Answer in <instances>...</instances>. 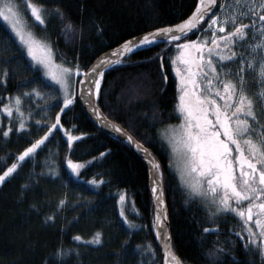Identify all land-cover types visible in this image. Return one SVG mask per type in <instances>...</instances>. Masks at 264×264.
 I'll use <instances>...</instances> for the list:
<instances>
[{"label": "trees", "instance_id": "16d2710c", "mask_svg": "<svg viewBox=\"0 0 264 264\" xmlns=\"http://www.w3.org/2000/svg\"><path fill=\"white\" fill-rule=\"evenodd\" d=\"M32 2L37 6L43 5L42 15L46 20V26L37 24L33 29L34 33L50 42L57 58L65 64L75 67L78 62L85 69L103 52L131 36L148 31L144 27L146 24L160 26L155 24L156 21L177 23L179 19L191 14L196 4V0ZM26 4L27 0H23L21 6L26 8ZM53 9L64 13L63 20ZM27 11L30 15V11ZM68 23H71L72 29L65 33L62 29ZM5 25V21L0 18V29ZM97 27L100 31H97ZM204 36L207 37L206 42L211 43L210 33L204 31H194L186 35L185 39L198 40ZM161 47L163 45L147 47L145 50L136 49L127 56L126 63L109 67L103 76L104 92L97 106L109 120L121 125L134 139L141 141V145L151 152L154 161L159 163L163 173L171 246L179 263L212 264L206 258V253L216 243L231 251V245L225 242L227 239L235 246L234 256L239 259L240 264H245L247 257L241 247L242 241L236 235L241 231L243 222L234 214L221 215L209 221L207 213L200 207H186L182 191L176 189L178 181L169 164V153L165 150L167 146L161 139L162 132L157 131L164 124L178 121L177 114L172 111L178 94L177 79L167 60V57L175 54V49L173 47L166 54L163 75L158 56L150 61L139 62L151 57L152 53L159 55ZM14 52L15 45L0 31V56ZM12 66H15V74L10 76L6 88H0V104L8 103V93H19L25 87L31 88L39 84L38 80L28 85L19 84L18 81L30 73L17 61H13L10 67ZM40 90L47 91L46 88ZM37 103L43 101L37 100ZM23 104L27 113L29 101L25 99ZM59 110V105H56L47 115L38 112L32 119H42L50 125ZM161 112L163 124L152 123L153 117L159 118ZM0 116L6 126L7 115ZM169 116L171 119H167ZM60 124L63 128L39 150L34 157L35 162L31 159L22 162L18 171L0 185V264H43L46 256L49 264H52L55 257L49 254L61 244L64 248H78L83 264H141L142 260L147 264L149 257H141L140 251L135 249L136 245L143 246L146 241H150L155 250L151 264H160L156 234L151 230L153 195L142 161L124 141L98 128L93 118L79 107L75 98L74 104L62 112ZM45 131L47 128L33 127L32 132L26 134L29 137L27 139L18 138L15 132L9 138L0 137V157L7 154L0 160V172L13 162L19 151ZM81 133L86 135L80 137ZM66 134L80 137L79 142H74L71 151ZM106 149L108 151L102 158L79 172L83 181L103 177L105 182L102 185H86L82 181L73 182L67 177V159L84 163ZM49 161L55 162L60 179L38 175ZM33 170L39 184L25 189L21 197L20 185L31 184L30 173ZM64 180H68L66 185L62 183ZM122 191L127 197L128 220L146 226L139 230L133 229L131 234L126 225L117 222L120 206L116 201ZM64 196L67 197L66 204L57 209L58 200ZM85 200L90 203L73 206L74 201ZM33 203L37 205L39 212L30 208ZM49 214L54 215L55 222L43 223V217ZM61 225L64 226L63 232L60 230ZM205 227L219 230L205 234L202 231ZM96 231L102 234L101 244L85 243ZM76 234L83 239L74 241L72 237ZM243 235L247 238L246 234ZM64 260L65 264H76L77 257L71 255ZM223 264L233 262L225 255Z\"/></svg>", "mask_w": 264, "mask_h": 264}, {"label": "snow or ice", "instance_id": "6c2138e0", "mask_svg": "<svg viewBox=\"0 0 264 264\" xmlns=\"http://www.w3.org/2000/svg\"><path fill=\"white\" fill-rule=\"evenodd\" d=\"M22 3L23 0H0V18L7 22L0 31H3L6 38L15 45L14 53L0 56V88H6L10 76L15 74V66L10 67L13 61L22 64L30 73L19 80V84H32L34 80H38L39 84L31 88L25 87L19 93L7 94L8 103L0 104V114L7 115L8 123L5 126L3 117L0 116V137L9 138L15 132L18 138L27 139L29 137L26 134L31 133L33 127L37 129L44 127L47 131L19 151L13 162L0 172V185L18 171L22 162L29 159L35 162L34 157L39 150H42L49 139L63 128L60 124L61 114L74 104V98L80 99L88 106L99 122L102 114L95 105L104 92L103 76L109 66L126 63L127 55L133 54L136 49L145 50L147 47L163 45L159 49V55L152 53L151 57L139 61L143 63L158 56L162 72L166 54L174 47L175 54L167 57V60L177 79L178 94L172 111L178 115V121L174 125L164 124L163 128L157 131L164 133L161 139L167 142L165 150L167 152L170 149L177 161L174 174L178 181L176 189L182 191L186 207L193 205L200 207L207 213L209 221L228 214L239 217L243 227L236 235L242 241L241 247L247 257L245 264H264V123L260 122L261 114H264V0H236L243 11L237 13L233 9L231 16H221L217 12L216 0H196L195 9L186 18L179 19L177 23L156 21L155 24L160 26L146 24L144 27L148 31L124 40L123 51H120V45H117L116 50L102 53L96 66L85 69L77 62L75 67L60 65L59 72L53 71L54 50L50 42L43 43L36 39L33 30L37 24L46 26V20L42 15L43 5L37 6L32 0H27L26 8H22ZM29 9L30 15L27 11ZM52 11L63 20V12L59 9ZM209 16L211 18L207 20V25L201 29V22ZM238 19L247 20V23H238ZM217 28L220 35L216 34ZM70 29L72 25L68 23L62 30L67 33ZM207 29L212 31L210 44L185 39L186 35L194 31ZM249 30L251 37L248 34ZM97 31H100L99 27ZM249 39L254 43L248 44L245 52L235 50L238 45ZM115 56H120L121 59L111 58ZM214 57L218 59L219 65L214 62ZM237 60L239 66L235 71L223 67L225 62L231 64ZM217 66L220 71H217ZM221 73L231 79H222ZM164 80L167 81L166 75ZM77 82L78 95L75 87ZM215 84H222V88L214 87ZM250 84L253 87L251 92ZM45 88L47 91L40 90ZM25 99L29 101L27 113L24 111ZM37 100L43 103H37ZM56 105H59L60 110L56 112V119L50 125L42 119L33 121L36 113L47 115ZM167 119H171V116ZM163 120L161 112L159 118L153 117L152 123L163 124ZM107 123L114 133L122 134L138 151H142L144 160L151 167L149 175L154 198L151 230L161 242L164 264H174L176 257L168 231L167 211L164 207L165 187L160 165L152 160L146 149H141V141L134 140L133 136L127 134L118 124L111 121ZM85 135L81 133L80 137ZM80 137L66 134L69 151L73 149L74 142H79ZM57 140L59 141V137ZM106 151L108 150L98 153L84 163L67 159V177L73 182L82 181L86 185H102L105 182L103 177L83 181L79 172L85 166H90L92 162L102 158ZM5 157H0V160ZM171 163L169 160L170 165ZM38 175L60 179L54 161H49ZM30 176L31 184L20 185L21 197L25 189L39 184L34 170ZM62 183L66 185L68 180ZM66 202V196L60 198L56 208L59 209ZM78 203L87 205L90 202L74 201L73 206H78ZM116 204L120 206L117 222L126 225L129 234L133 229L146 227L128 220L127 197L123 191ZM245 204L246 207H243ZM30 208L39 212L35 203L30 204ZM42 222L54 223V215L43 217ZM60 230L64 231L63 225ZM218 230L205 227L202 231L206 234ZM229 232L231 235V229ZM245 232L247 238L243 235ZM72 239L81 241L83 238L76 234ZM101 242L100 231H96L93 237L85 241L93 245H100ZM225 242L231 245V251L216 243L206 253V258L210 259L212 264H223L227 255L233 264H240L239 259L234 256L235 246L230 240L226 239ZM135 249L140 251L141 257L148 256L147 264H151L155 250L150 241L144 242L143 246L136 245ZM49 255L55 257L52 264H65L64 258L71 255L77 257L76 264H83L82 254L78 248H64L61 244ZM43 264H49L47 256ZM141 264H144L143 260Z\"/></svg>", "mask_w": 264, "mask_h": 264}, {"label": "rangeland", "instance_id": "374dc122", "mask_svg": "<svg viewBox=\"0 0 264 264\" xmlns=\"http://www.w3.org/2000/svg\"><path fill=\"white\" fill-rule=\"evenodd\" d=\"M217 2H218V5H217L216 9H217V12H218L221 16H225V15L231 16V14H232V12H233V9H235L237 13H239L240 11H243V8H241L240 6L237 5L236 0H217ZM221 4H223V7H221ZM21 7H22V6H21ZM22 8H24V7H22ZM29 11H30V9H29ZM22 14H23V13H22ZM213 14H217V13H213ZM210 18H211V17L209 16L208 19H210ZM208 19H207V20H208ZM23 21H24V15H21V22L23 23ZM237 22H238V23H239V22L247 23V20H240V19H238ZM5 23L7 24V22H5ZM203 24L207 25V21L203 22ZM203 24L201 25V27L203 26ZM229 30H230V29H229ZM201 31L209 32V33H210V38H211V36H212V31H211V29H207L206 31H205V30H200V31H198V32H201ZM217 33H219V35L221 34V33L219 32V29H218V28H217V30H216V34H217ZM198 34H199V33H198ZM248 34H249V37H251V30H249ZM35 38L38 39L39 41L43 42V43H49L47 40L45 41V40L39 38V36H38L36 33H35ZM257 38H258V37H257ZM198 41H203V42L207 43L206 40H205V36H204L203 38L200 37V39H198ZM251 43H254V41L251 40V39H249V40L245 41L244 44L238 45V47H237L235 50L238 51V52H245V50H246V46H247L248 44H251ZM207 44H208V43H207ZM51 47H52V46H51ZM52 49H53V48H52ZM174 52H175V50H174ZM205 54H206V53H205ZM127 56H128V55H127ZM52 59H53V61H54L53 71L59 72V66H60V65H63V66H65V67H69V65L65 64L62 60H60V59L57 58L55 52H54L53 55H52ZM214 62L217 63V65H219L218 59L215 58V57H214ZM238 66H239V61H238V60L235 61V62H233V63H231V64H229V63H227V62H225V63L223 64V67H224L225 69L232 68L233 71H235V70L238 68ZM217 71H220V68H217ZM221 78H222V79H225V80H227V79H231V77L226 76V75H224L223 73H221ZM250 79H251V73L249 74V80H250ZM57 87H58V86H57ZM214 87H219V88H221V87H222V84H221V85H220V84H215ZM252 90H253V87H252V85L250 84V85H249V92H251ZM61 101H62V100H61ZM177 117H178V115H177ZM260 122H261V123H264V114H261ZM176 123H177V122H176ZM174 124H175V123H174ZM174 124H172V125H174ZM162 135H164L163 132H162ZM164 142H165V144H166V146H167V142H166V141H164ZM168 153H169L170 160L172 161V163H171V167H172V169H173V171H174V173H175V172H176V164H177V161H176L175 157L172 155L170 149L168 150ZM242 206H243V205H242ZM244 207H246V206H244ZM234 215H235V214H234ZM238 218H239V217H238ZM239 219H240V218H239ZM241 221H242V220H241ZM250 223H252V222H250ZM244 234L247 235L246 232H245Z\"/></svg>", "mask_w": 264, "mask_h": 264}, {"label": "water", "instance_id": "95a60500", "mask_svg": "<svg viewBox=\"0 0 264 264\" xmlns=\"http://www.w3.org/2000/svg\"><path fill=\"white\" fill-rule=\"evenodd\" d=\"M208 19V18H207ZM206 19V20H207ZM205 20V21H206ZM205 21H203V22H205ZM203 22H201V25L203 24ZM128 40V39H127ZM118 45H120V51H123V48H124V45H123V42H121L120 44H118ZM116 48H117V46H115L114 48H112V49H109V50H107V51H105V52H103V53H109L111 50H116ZM101 57V54L99 55V56H97L92 62H91V64L89 65V66H96L97 65V63H98V58H100ZM111 58H113V59H121V57L120 56H115V57H111ZM88 66V67H89ZM109 67H111V66H109ZM108 67V68H109ZM79 94V82H77V95ZM77 102H78V104L80 105V107L82 108V110L84 111V113L85 114H87V115H90L93 119H94V121H95V123H96V126L97 127H99V128H101V129H103L105 132H107L108 134H110V135H112V136H115V137H117L118 138V136H119V140H121V141H124L125 143H127V145H128V147H129V149L143 162V164H144V166H145V168H146V170H147V173H148V185H149V188H151V177H150V175H149V172L151 171V167L149 166V164L144 160V158H143V155H144V153L142 152V151H138L137 149H136V147L134 146V144H132V143H129L125 138H124V136L122 135V134H117V133H114L113 132V130L110 128V127H108V121H110L109 119H107L104 115H103V113L99 110V108L97 107V105H95L97 108H98V110L101 112V117L99 118V122H97V117H96V115H95V113H93L91 110H90V108L88 107V106H86V105H84V103L80 100V99H77ZM112 123H114V124H117V123H115V122H113V121H111ZM119 125V124H118ZM120 127H122L121 125H119ZM123 128V127H122ZM124 129V128H123ZM125 130V129H124ZM125 132L127 133V134H129L126 130H125ZM130 135V134H129ZM134 140H136V139H134ZM141 149H146V148H144L142 145H141ZM147 150V152H148V154H149V156L152 158V160L154 161V159H153V157H152V154H151V152L148 150V149H146ZM155 162V161H154ZM164 199H165V196H164ZM152 202H153V204H154V198H152ZM165 209H166V211H167V208H166V203H165ZM167 224H168V231H169V220H168V212H167ZM157 243H158V250H159V253H160V264H164V252H163V249H162V247H161V242L160 241H158L157 240ZM176 261H177V263L178 264H180L179 263V261L176 259Z\"/></svg>", "mask_w": 264, "mask_h": 264}, {"label": "bare ground", "instance_id": "6f19581e", "mask_svg": "<svg viewBox=\"0 0 264 264\" xmlns=\"http://www.w3.org/2000/svg\"><path fill=\"white\" fill-rule=\"evenodd\" d=\"M217 5H218V2H217V0H216V5H215V7H217ZM76 91H77V83H76ZM76 99V101H77V98H75ZM78 103V102H77ZM79 105V104H78ZM85 105V104H84ZM97 105V104H96ZM79 107H80V105H79ZM98 107V106H97ZM81 108V107H80ZM82 109V108H81ZM100 110V109H99ZM101 111V110H100ZM102 112V111H101ZM104 115V114H103ZM90 116V115H89ZM105 116V115H104ZM91 117V116H90ZM106 117V116H105ZM92 118V117H91ZM107 118V117H106ZM108 119V118H107ZM94 120V119H93ZM111 121V120H110ZM99 128V127H98ZM101 129V128H100ZM101 130H103V129H101ZM104 131V130H103ZM107 133V132H106ZM108 134V133H107ZM110 135V134H109ZM110 136H112V135H110ZM112 137H115V136H112ZM115 138H117V137H115ZM127 144V143H126ZM143 163V162H142ZM144 165V164H143ZM147 171V170H146ZM147 176H148V173H147ZM166 203V202H165ZM169 220V219H168ZM170 233V232H169ZM174 264H178L177 263V261L175 260V262H174Z\"/></svg>", "mask_w": 264, "mask_h": 264}, {"label": "flooded vegetation", "instance_id": "af4514ba", "mask_svg": "<svg viewBox=\"0 0 264 264\" xmlns=\"http://www.w3.org/2000/svg\"><path fill=\"white\" fill-rule=\"evenodd\" d=\"M210 44V43H209ZM179 66V65H178ZM217 68H219V66H217ZM221 85V84H220ZM222 88V87H221ZM244 206V205H243ZM245 206H246V204H245Z\"/></svg>", "mask_w": 264, "mask_h": 264}]
</instances>
